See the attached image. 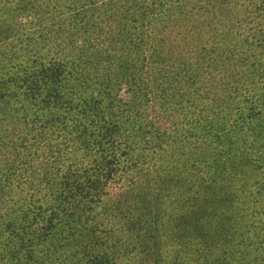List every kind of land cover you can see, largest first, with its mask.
Instances as JSON below:
<instances>
[{"label": "rangeland", "instance_id": "rangeland-1", "mask_svg": "<svg viewBox=\"0 0 264 264\" xmlns=\"http://www.w3.org/2000/svg\"><path fill=\"white\" fill-rule=\"evenodd\" d=\"M134 4L137 33L146 43L163 39L165 47L168 42L190 46L191 37L202 36L197 30L209 24L203 30L208 39L221 34L219 42L230 50L227 66L233 65L235 73L253 72L257 87L253 107L264 99V0H134ZM0 6L13 8L20 14L17 21L26 25L36 18L31 13L34 7L45 14L54 6L77 5L74 0H0ZM207 66L204 77H217L219 69ZM234 98L243 108L252 92ZM203 103L210 104L207 99ZM235 107L229 102L222 108L224 121L217 122L204 113L192 119L191 104L186 105L188 115L175 116L172 122V131L183 129L176 133L182 146L167 152L164 145L138 150L133 158L140 159L127 163L131 169L116 173L101 165L85 135L46 128L27 118L19 126L0 125V264H234L256 246L254 236L264 235V149H252L250 142L237 138L234 126L243 110ZM216 127L225 130L218 139L210 136ZM142 139L152 142L154 135ZM165 153L181 160L168 166L176 168L170 175H177L181 166L190 172L181 188L170 187L179 199V211L174 216L167 210V217ZM223 166L231 175L217 183L225 190L217 193L208 176ZM225 202L232 203L220 206ZM202 206L207 207L205 212ZM131 209L135 213L129 215ZM241 221L243 234L233 239L231 226L234 223L241 231ZM174 234L176 242L171 239ZM182 235L196 241L185 245ZM203 237L210 246L200 254L196 242ZM240 237L244 247L235 241Z\"/></svg>", "mask_w": 264, "mask_h": 264}, {"label": "trees", "instance_id": "trees-1", "mask_svg": "<svg viewBox=\"0 0 264 264\" xmlns=\"http://www.w3.org/2000/svg\"><path fill=\"white\" fill-rule=\"evenodd\" d=\"M74 3L77 6L47 8L45 14L34 7L31 13L36 18L26 25L17 21L20 14H15L13 8L0 6V125L7 122L9 127L19 126L27 118L46 128L85 135L92 140L101 165L116 173L131 169L127 163L140 159L133 158L138 150L164 145L167 152L170 147L182 146L176 133L183 129L172 131V122L175 116L188 115L186 105L191 104L192 119L204 113L223 122L222 108L232 102L234 109L244 113H239L234 126L237 138L250 142L252 149H264V99L253 107L257 91L253 72L245 69L235 73L233 65L227 66L226 54L230 50L219 42L221 34L208 39L203 30L209 24L197 30L202 36L191 37L190 46L168 42L165 47L163 39L148 43L141 40L134 0ZM207 64L219 69L217 77H204ZM240 82L241 86H237ZM251 92L246 106L237 107L234 96L246 97ZM203 99L210 104L205 105ZM212 130L214 133H209L215 139L225 131L217 127ZM239 130L246 134L240 135ZM147 134L154 135L152 142L140 140ZM180 161L165 153V176H169L165 184V217L168 211L174 216L179 211V199L174 198L170 187L179 189L190 177L183 166L177 175H170L176 168L168 166ZM209 173L207 182L214 185V191L217 188V193L224 192L216 185L231 175L230 168L218 167ZM206 208L202 206L200 210L205 212ZM239 212L243 219L247 217L244 211ZM132 213L133 209L129 215ZM243 223L240 222L241 231L232 224L233 239L243 234ZM171 239L176 242V234ZM181 239L185 245L196 241L184 235ZM253 239L256 246L234 264H264V235ZM16 241L22 243L20 236ZM235 241L238 247H244V237ZM196 245L200 254L204 253L202 248L206 251L210 246L204 237Z\"/></svg>", "mask_w": 264, "mask_h": 264}]
</instances>
